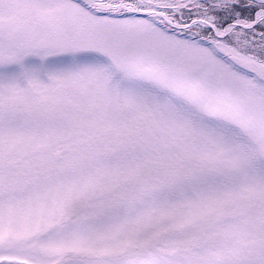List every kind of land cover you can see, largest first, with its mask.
I'll return each mask as SVG.
<instances>
[{"label": "snow or ice", "instance_id": "obj_1", "mask_svg": "<svg viewBox=\"0 0 264 264\" xmlns=\"http://www.w3.org/2000/svg\"><path fill=\"white\" fill-rule=\"evenodd\" d=\"M0 264H264V0H0Z\"/></svg>", "mask_w": 264, "mask_h": 264}]
</instances>
